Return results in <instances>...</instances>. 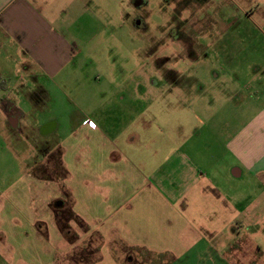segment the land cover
Listing matches in <instances>:
<instances>
[{
    "label": "crops",
    "instance_id": "1",
    "mask_svg": "<svg viewBox=\"0 0 264 264\" xmlns=\"http://www.w3.org/2000/svg\"><path fill=\"white\" fill-rule=\"evenodd\" d=\"M245 4L250 6L244 10L248 16L257 18L254 19V28L264 36V0H247ZM78 5L86 7L88 2L0 0V141H11L15 133L24 134L35 129L48 135L45 141L47 154L60 148L64 175L48 180L50 188H47H55L53 191L63 195L54 198L51 205L54 208V201L62 199L67 203L65 208L71 207L75 218L87 227L88 232L99 236L96 249L99 258L94 264H125L127 251L135 248L155 255L168 254L177 262L178 258L198 249V243L201 250H198L196 258L202 264L203 254L210 252L211 248L197 229L193 216L183 211L186 208L182 209L180 204L183 199L190 202L193 189L206 191L210 186L215 189L214 186L223 185L230 177H240L245 171L264 180V42L231 43L222 50H236L232 56L226 52L228 55L215 59L202 57V53H209V48L197 42L194 33L199 30H193L190 22L192 46L197 55L179 59L173 64L171 76L157 75L164 81V90H148L147 83L158 90L160 79L138 74L133 79L134 88L124 90L117 87L114 96L106 92L96 107V116L89 117L87 121L78 120L68 127L66 134H60L58 121L37 120V124H32L26 114L29 110L20 106L22 103L26 108L34 106L30 98L49 95L52 81L64 75L62 72L74 60L77 47L68 40L67 12L70 7ZM181 62L190 70L187 78L183 75L186 69L181 70ZM203 71L215 79L224 78L221 90L217 91L225 98L229 92H224V89L230 86V78L236 79L235 87L239 86L249 98L247 104L253 107L254 114L231 129L229 135L220 138L217 148L213 149L208 142L205 152L195 153L193 142L200 136L197 123L188 133L185 126L175 128L174 137L165 131L163 123L154 130L153 123H147L144 118L148 110L145 102L166 93L179 102L187 99L184 103L197 119L198 113L192 103L199 104L203 97H208L207 92L211 93L217 87L211 85L207 88V75H201ZM184 81L197 88L192 92L194 99L183 86ZM3 92L7 93L3 95ZM111 96L115 107L103 105ZM204 113L210 121L211 114L206 110ZM198 119L200 124L206 123L200 117ZM124 132L127 133L125 142L143 152L136 155L124 151L126 143H118ZM166 142L167 149H164L165 145L160 148ZM152 147H155L154 153L148 154ZM219 148L223 150L219 151ZM152 155L156 157L155 163L148 157ZM35 181L29 179L27 183L29 202L35 206L29 234L24 232L21 216L12 231L7 229L6 232L3 225L0 227V244L11 245V255L14 249L16 251L14 257L31 256L34 251L45 258L40 262L16 259L22 264H72V260L67 258L74 247L71 241L43 233L48 227L55 231L53 212L45 206L50 204L49 200L36 196L38 190L41 192L45 187L36 184L35 193ZM182 192H186L185 197H181ZM71 222L72 219L69 225H73ZM231 225L234 232L229 238V247L240 254L254 242H247L240 235L238 221ZM68 229L71 233L77 232L78 240L82 241L84 237L80 236L79 229L74 226Z\"/></svg>",
    "mask_w": 264,
    "mask_h": 264
},
{
    "label": "rangeland",
    "instance_id": "2",
    "mask_svg": "<svg viewBox=\"0 0 264 264\" xmlns=\"http://www.w3.org/2000/svg\"><path fill=\"white\" fill-rule=\"evenodd\" d=\"M243 1L87 0L86 7H70L67 12V34L69 42L77 47L74 60L68 69L62 72L64 75L52 81L49 95L32 97L30 100L34 106L26 108L22 103L20 107L29 110L26 114L30 123L37 124V120L52 119L60 124L58 132L66 134L68 127L76 124L78 120H88L89 117L96 116V107L101 104L106 92L109 91L108 93L114 96V89L117 87H123L124 90L134 88V76H161L162 73L171 76L173 64L178 63L179 59L189 57L177 37L181 32L192 36V26L193 30H199L194 33L197 42L209 48V53H202V57L215 59L228 55L226 52L232 56L236 50H222L231 43L264 42V36L254 28V19L257 18L248 16L244 10L250 6L245 4L247 0ZM186 66L181 62V70L186 69L183 71L185 78L190 72ZM201 75H207V88L211 85L217 87L213 88V92H207L208 97H203L199 104L192 103L198 113L197 119L193 118L194 113L186 104L187 99L179 102L166 93L156 100L150 98L145 102L148 110L144 118L147 123H153L154 130L157 125L163 123L165 131L174 137L175 128L185 126L188 133L197 123L200 136L193 142L195 153L205 152L204 147L208 142L213 149L217 148L220 138L229 135L231 129L254 114L253 107L247 104L249 98L245 97L239 86L235 87L236 79L229 77L230 86L224 89V92L229 94L225 98L217 91L221 90L220 86L225 82L223 77L215 79L206 71ZM158 78L161 82L158 90L147 83L148 90H164V81ZM183 86L191 92L190 98L194 99L192 92L197 88H192L191 83L185 81ZM6 93L3 92V95ZM113 96L105 100L103 105L115 107ZM205 110L212 116L210 121L204 113ZM198 117L206 123L200 124ZM39 131L32 129L24 134L17 132L11 141H0V227L3 225V230L12 231L17 219L22 216L24 232L29 234V224L35 206L29 202L27 183L29 179L36 180L35 186L37 184L45 187L41 192L38 190L39 194L36 196L41 195L42 199L49 200L50 204L45 206L53 212L52 226L55 231L52 232L48 227L43 233L47 236L55 235L59 240L62 237L70 239L74 247L71 253L68 252L67 258L72 260V264H94L99 258L96 250L100 242L99 236L88 232L87 227L75 218L71 207L58 211L51 205L54 198L63 195L62 192L53 191L54 187L48 189L50 187L47 184L48 180L53 181L54 177L64 175L61 150L56 148L50 155L47 154L45 141L48 140V135ZM126 134L124 132L119 137L118 143L125 142ZM125 143L123 149L129 154L139 155L143 152L138 150L137 146ZM164 145L166 150L167 142L160 148ZM151 149L148 154L154 153L155 147ZM222 150L219 148V151ZM148 157L156 162L154 155ZM214 188L210 186L206 191L193 189L191 199L189 197L190 202L186 203L187 200L184 199L183 203L180 202V207L186 208L183 211L193 216L197 229L202 232L205 242L211 248L210 252L203 254L202 264H214V261L215 264H264V180L254 178L245 171L242 176L230 177L223 185ZM36 189L37 186L34 187L35 193ZM174 194L178 195L176 192ZM185 194L186 192H182L181 197H185ZM71 219L73 225H69ZM236 221L240 224V235L247 242H254L250 247L242 249L240 254L231 251L229 247V238L234 232L231 224ZM71 226L79 229L80 236L84 237L82 241L78 240L77 232H67ZM64 232L69 233L70 238L65 237ZM66 245L68 247V244ZM200 245L198 243V249L186 257L178 258L177 262L168 254L155 255L142 248L128 250L124 262L172 264L175 261L174 264H199L196 254L201 250ZM9 246L11 247L0 244V264H22L16 259L20 261L24 258L45 261L42 254L34 251L31 256L24 254L25 257H14L16 251L14 249L11 255Z\"/></svg>",
    "mask_w": 264,
    "mask_h": 264
},
{
    "label": "flooded vegetation",
    "instance_id": "3",
    "mask_svg": "<svg viewBox=\"0 0 264 264\" xmlns=\"http://www.w3.org/2000/svg\"><path fill=\"white\" fill-rule=\"evenodd\" d=\"M177 39H179L180 42L184 45L185 51L189 56L194 57L197 55L192 46L194 43L192 36H186L184 33L181 32V34L178 35ZM66 205L67 203H65V201H63L62 199L54 201V206H57L58 208L62 206L65 208Z\"/></svg>",
    "mask_w": 264,
    "mask_h": 264
},
{
    "label": "trees",
    "instance_id": "4",
    "mask_svg": "<svg viewBox=\"0 0 264 264\" xmlns=\"http://www.w3.org/2000/svg\"><path fill=\"white\" fill-rule=\"evenodd\" d=\"M54 208L55 209H57L58 211L59 210H62V211H64L63 209H66V208H64L63 206L60 208H58L57 206H54ZM70 219V218H69ZM67 229V228H66ZM69 231V229H67V232ZM67 232H64V235L66 236V237H69L70 238V235H69V233L67 234ZM70 240V239H69ZM129 257V256H128Z\"/></svg>",
    "mask_w": 264,
    "mask_h": 264
}]
</instances>
